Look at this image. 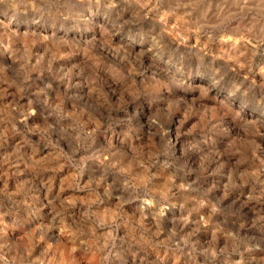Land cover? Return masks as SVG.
<instances>
[{
  "label": "clouds",
  "instance_id": "1",
  "mask_svg": "<svg viewBox=\"0 0 264 264\" xmlns=\"http://www.w3.org/2000/svg\"><path fill=\"white\" fill-rule=\"evenodd\" d=\"M0 264H264V0H0Z\"/></svg>",
  "mask_w": 264,
  "mask_h": 264
}]
</instances>
